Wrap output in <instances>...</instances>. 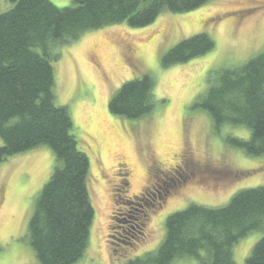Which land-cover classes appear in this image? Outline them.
<instances>
[{"label":"rangeland","instance_id":"1","mask_svg":"<svg viewBox=\"0 0 264 264\" xmlns=\"http://www.w3.org/2000/svg\"><path fill=\"white\" fill-rule=\"evenodd\" d=\"M49 1L57 8L73 4V0ZM13 5L0 0V13ZM202 33L214 40V51L163 67L169 51ZM59 51L61 58L54 65L56 104L70 111L73 135L90 160L88 187L95 211L88 248L75 264H127L160 247L170 215L194 204L222 208L239 192L264 187V156H248L226 141L248 140L250 132L235 127L217 132L209 113L197 105L221 72L264 53V0H211L187 14L164 12L144 28L119 24L89 32ZM144 75L156 82V108L139 120L113 115L111 96L125 82ZM183 160L206 174L168 195L175 181L172 168H183ZM54 165L47 147L0 164V264H40L28 229ZM126 179L130 197L157 194L156 190L160 194L143 222L144 240L115 253L109 241H116L118 185ZM263 237L264 230L241 240L234 247L235 263L246 264L252 247Z\"/></svg>","mask_w":264,"mask_h":264},{"label":"trees","instance_id":"2","mask_svg":"<svg viewBox=\"0 0 264 264\" xmlns=\"http://www.w3.org/2000/svg\"><path fill=\"white\" fill-rule=\"evenodd\" d=\"M10 1L13 7L0 13V164L41 147L53 152L54 170L37 197L28 241L40 264H75L88 248L95 211L88 187L90 160L73 135L70 111L56 104L59 50L92 31L119 24L144 28L164 12L187 14L211 0H73L67 8L49 0ZM215 48L214 40L202 33L179 43L162 64H185ZM155 88L149 75L125 82L111 96L110 112L128 120L146 117L156 108ZM197 105L209 113L217 132L223 127L250 132L248 140L228 137L230 146L251 157L264 156V53L221 72ZM125 181L118 187L120 208L130 202ZM156 192L142 195L120 216V222L135 221L132 228L117 231L124 249L144 240L143 222L159 197ZM263 230L264 187L244 190L225 207L194 204L170 215L160 247L127 264H236L234 247ZM246 264H264V237L252 247Z\"/></svg>","mask_w":264,"mask_h":264},{"label":"flooded vegetation","instance_id":"3","mask_svg":"<svg viewBox=\"0 0 264 264\" xmlns=\"http://www.w3.org/2000/svg\"><path fill=\"white\" fill-rule=\"evenodd\" d=\"M183 162H184L183 168H181L179 165H176L174 168H172L171 175L174 177L175 181L173 182L174 186L171 187V191L168 192V195H170L171 192H173L174 189L183 188L189 182L196 180L197 177H201V176L206 174V172L201 167H199L198 165L189 164L186 160H183L182 163ZM124 185H125V187L127 188V191H128L129 183H128L127 179H126V182H125ZM119 186L120 185H118V187ZM118 192H120V190H118ZM125 196L127 198H129V200H130V202L127 204L129 207L136 206L137 205L136 200H138V199L140 200V196H134V197H130L128 195H125ZM148 196L150 197L149 194H148ZM128 206L121 205V208L119 207V209L116 210V222L115 223H117V226L115 227V225H114V228H117L118 231L123 229V228H126V229L132 228L131 223H135L134 220L133 221L131 220L130 222H125V223L120 222V216H122V213H125V212H123L124 210H129ZM126 212H128V211H126ZM114 233L117 234V231L114 232ZM114 237L115 236L113 235L112 238H114ZM115 239H116V241H114V242L113 241H109V242L111 243V246L113 247V250L116 253L118 249L120 251L123 247H122V245H120V243H119V241L117 239V235H116Z\"/></svg>","mask_w":264,"mask_h":264}]
</instances>
